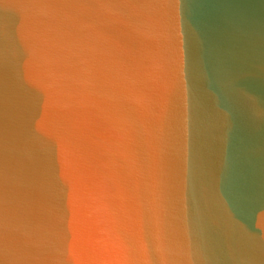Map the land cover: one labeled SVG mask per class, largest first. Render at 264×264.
Here are the masks:
<instances>
[{"label":"water","instance_id":"1","mask_svg":"<svg viewBox=\"0 0 264 264\" xmlns=\"http://www.w3.org/2000/svg\"><path fill=\"white\" fill-rule=\"evenodd\" d=\"M0 264H264V0H0Z\"/></svg>","mask_w":264,"mask_h":264}]
</instances>
